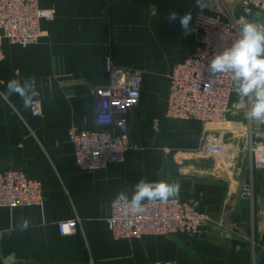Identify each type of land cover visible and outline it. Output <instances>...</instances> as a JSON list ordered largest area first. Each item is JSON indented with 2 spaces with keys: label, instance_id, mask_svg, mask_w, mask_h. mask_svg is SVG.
Masks as SVG:
<instances>
[{
  "label": "crops",
  "instance_id": "obj_1",
  "mask_svg": "<svg viewBox=\"0 0 264 264\" xmlns=\"http://www.w3.org/2000/svg\"><path fill=\"white\" fill-rule=\"evenodd\" d=\"M54 8L43 20L39 44L27 48L2 41L0 93L10 79L36 78L42 105L31 117L18 96L0 95V172L23 171L44 187L42 206L0 208V264H264V171L251 169L244 146L247 104L233 91L228 124L172 120L166 116L168 75L196 46L193 18L208 11L212 0H40ZM175 12L176 19H169ZM264 9L254 8L249 19ZM191 14L188 29L180 17ZM107 57L114 65L144 76L141 102L130 113L132 141L124 163L82 171L68 140L72 126L93 130L98 92L108 83ZM158 120V129L153 121ZM264 136V124L253 122ZM203 130L224 141L218 156L203 154ZM175 169L168 154L174 142ZM214 164L205 166L208 160ZM147 180L179 181V199L198 200L211 218L201 236L146 235L115 240L108 227L117 193L131 195ZM253 183L252 200L241 197ZM21 217L30 221L19 230ZM77 218L75 234L59 225Z\"/></svg>",
  "mask_w": 264,
  "mask_h": 264
},
{
  "label": "built area",
  "instance_id": "obj_2",
  "mask_svg": "<svg viewBox=\"0 0 264 264\" xmlns=\"http://www.w3.org/2000/svg\"><path fill=\"white\" fill-rule=\"evenodd\" d=\"M208 11L194 15L196 46L190 56L177 63L168 75L169 96L166 116L172 120H194L203 124L230 123L229 104L233 86L229 75L209 77L206 67L217 52L231 46L238 38L240 22L249 19L254 8L264 9V0H212ZM54 8H43L40 0H0V46L2 41L23 48L40 43L43 20L53 21ZM108 83L98 92L95 108L96 129L72 126L68 140L74 146L75 159L82 171H94L112 163L122 164L127 153L138 148L132 141L130 113L141 102L144 76L140 72L118 68L107 57ZM31 117H39V100L25 109ZM253 120L243 128L234 124L229 131H244V146L251 160V169L264 171V136L253 129ZM158 129V120L153 121ZM203 154L214 157L224 151L221 136L203 130L200 136ZM241 197L252 200L254 188L247 182ZM44 187L20 170L0 172V208L42 206ZM142 214H133L129 206L111 204L108 227L115 240L139 239L146 235L201 236L211 218L198 200L171 198L167 202H145ZM77 218L59 225L63 234H75ZM256 255L253 256V264ZM164 264H177L173 261Z\"/></svg>",
  "mask_w": 264,
  "mask_h": 264
},
{
  "label": "clouds",
  "instance_id": "obj_3",
  "mask_svg": "<svg viewBox=\"0 0 264 264\" xmlns=\"http://www.w3.org/2000/svg\"><path fill=\"white\" fill-rule=\"evenodd\" d=\"M198 3L204 6L202 0H198ZM169 19H176V13H171ZM190 21V13L180 17L181 26L185 30ZM206 72L210 78L219 74L229 75L238 102L249 106L245 118L264 124V13L258 12L254 18L240 22L238 38L231 46L212 56ZM0 95L18 96L27 109L39 96L36 78L10 79L6 91ZM132 187L131 195L124 190L118 192L113 205L129 206L133 214H142L146 201L167 202L171 198H178L181 191L179 181L169 182L166 179L150 181L141 178ZM29 224V219L21 217L19 230L26 231Z\"/></svg>",
  "mask_w": 264,
  "mask_h": 264
},
{
  "label": "water",
  "instance_id": "obj_4",
  "mask_svg": "<svg viewBox=\"0 0 264 264\" xmlns=\"http://www.w3.org/2000/svg\"><path fill=\"white\" fill-rule=\"evenodd\" d=\"M184 145H187V142H183V141H177V142H174L172 145H171V152L168 154V161H169V167L170 169L173 168L175 169V173L177 168H178V165H176V163L174 162V154L176 152V148L178 147H181V146H184ZM214 164V160L213 159H210L207 161V163L205 164V166H211Z\"/></svg>",
  "mask_w": 264,
  "mask_h": 264
},
{
  "label": "rangeland",
  "instance_id": "obj_5",
  "mask_svg": "<svg viewBox=\"0 0 264 264\" xmlns=\"http://www.w3.org/2000/svg\"><path fill=\"white\" fill-rule=\"evenodd\" d=\"M257 257H258V256H257V254H256V259H255V260H257Z\"/></svg>",
  "mask_w": 264,
  "mask_h": 264
}]
</instances>
